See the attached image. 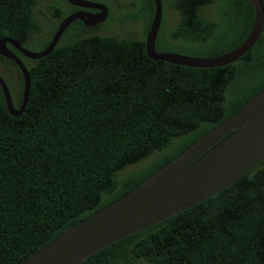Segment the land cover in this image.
Segmentation results:
<instances>
[{"label": "trees", "instance_id": "trees-1", "mask_svg": "<svg viewBox=\"0 0 264 264\" xmlns=\"http://www.w3.org/2000/svg\"><path fill=\"white\" fill-rule=\"evenodd\" d=\"M37 1L0 0V39L39 51L75 8L47 0L43 11ZM160 3L156 52L221 55L252 25L248 0ZM103 4L108 12L98 26L133 23L138 34L100 33L74 19L38 59L6 44L26 67L29 87L16 116L7 112L0 88V264L20 263L65 227L128 193L264 88V21L236 60L192 67L146 56L152 0ZM208 5L214 8L206 16ZM166 10L175 14L170 26ZM7 71L15 73L14 82ZM0 77L19 106L21 74L2 55ZM80 264H264V157L214 195Z\"/></svg>", "mask_w": 264, "mask_h": 264}, {"label": "water", "instance_id": "water-1", "mask_svg": "<svg viewBox=\"0 0 264 264\" xmlns=\"http://www.w3.org/2000/svg\"><path fill=\"white\" fill-rule=\"evenodd\" d=\"M74 7L96 12L74 11L54 30L46 46L32 51L9 38L0 39V55L11 59L22 78L19 106L0 77L5 107L19 115L27 101L29 77L22 61L8 49L10 44L24 57L38 59L47 55L67 25L74 19L95 25L107 16V7L91 0H66ZM153 1V13L144 36V50L152 60L192 67H217L242 56L258 38L264 21L260 0H248L253 20L246 37L233 49L213 57H194L173 52H156L154 41L161 19L160 0ZM264 157V88L239 108L214 125L183 152L144 178L121 197L105 204L77 223L65 227L50 242L18 264H80L88 255L112 242L137 233L214 195L233 183Z\"/></svg>", "mask_w": 264, "mask_h": 264}, {"label": "rangeland", "instance_id": "rangeland-1", "mask_svg": "<svg viewBox=\"0 0 264 264\" xmlns=\"http://www.w3.org/2000/svg\"><path fill=\"white\" fill-rule=\"evenodd\" d=\"M47 0H38L36 2V8H41L43 11H46V5H45V2ZM91 1H96V2H100V3H103L104 0H91ZM213 5H208L204 10V14L206 16L209 15V13L212 11L213 9ZM36 18L38 19L37 22L39 24H41L42 22V18H44L43 16H41L39 13L38 15L36 16ZM165 18L167 20V23L170 25L174 24L175 23V14L169 10H166V13H165ZM139 27H138V24H133V23H130V24H119V25H106V26H101L99 27L98 29H96L95 31L96 32H100V33H106V34H114V35H127V34H130V35H133V36H136L139 32ZM34 43L35 45L37 46L39 44V40L38 39H35L34 40ZM4 75L6 77H9L11 79L12 82H14L16 80V75L14 72H5Z\"/></svg>", "mask_w": 264, "mask_h": 264}, {"label": "flooded vegetation", "instance_id": "flooded-vegetation-1", "mask_svg": "<svg viewBox=\"0 0 264 264\" xmlns=\"http://www.w3.org/2000/svg\"><path fill=\"white\" fill-rule=\"evenodd\" d=\"M74 11H85V12H89V13H94V12H96V10L95 9H87V8H80V7H75L72 11H70V12H74ZM99 24H95V25H93V29H97V28H99L100 26H98ZM158 29H159V27H158ZM158 31V30H157ZM38 39V38H37Z\"/></svg>", "mask_w": 264, "mask_h": 264}]
</instances>
